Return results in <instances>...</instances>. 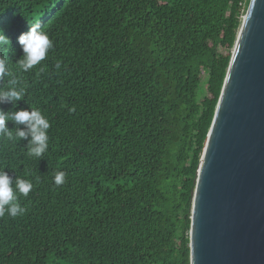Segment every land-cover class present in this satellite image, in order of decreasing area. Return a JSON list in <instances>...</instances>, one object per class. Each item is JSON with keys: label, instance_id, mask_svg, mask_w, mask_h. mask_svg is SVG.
I'll use <instances>...</instances> for the list:
<instances>
[{"label": "trees", "instance_id": "1", "mask_svg": "<svg viewBox=\"0 0 264 264\" xmlns=\"http://www.w3.org/2000/svg\"><path fill=\"white\" fill-rule=\"evenodd\" d=\"M247 3L0 0V55L26 86L0 108L51 121L42 157L0 140V167L34 184L24 215L0 217V264H189L191 192ZM35 22L54 47L43 70L19 72Z\"/></svg>", "mask_w": 264, "mask_h": 264}, {"label": "water", "instance_id": "2", "mask_svg": "<svg viewBox=\"0 0 264 264\" xmlns=\"http://www.w3.org/2000/svg\"><path fill=\"white\" fill-rule=\"evenodd\" d=\"M189 264H264V0H248L191 192Z\"/></svg>", "mask_w": 264, "mask_h": 264}, {"label": "clouds", "instance_id": "3", "mask_svg": "<svg viewBox=\"0 0 264 264\" xmlns=\"http://www.w3.org/2000/svg\"><path fill=\"white\" fill-rule=\"evenodd\" d=\"M28 25V31L21 33L17 40L23 54L15 61L19 72H28L38 65L43 70L44 65L41 62L48 58L54 47L52 38L39 22ZM11 46L10 38L0 28V50L8 51ZM56 67H60L59 62ZM5 77L13 78L9 80L8 87L0 88V104L10 103L15 109L17 103L25 97L26 86L17 87L20 77L13 76L9 59L0 55V80H4ZM10 121L14 125V130L8 127ZM20 125L23 127L21 128ZM50 128L51 121L40 107L31 105L29 109L15 111H5L0 108V140L12 143L27 140V155L30 157L39 158L48 152ZM6 169L10 168L0 167V217L7 215L15 218L25 214L26 209L21 205L20 198H27L34 184L30 179L10 175ZM52 179L54 185L62 186L66 180V173L57 171Z\"/></svg>", "mask_w": 264, "mask_h": 264}, {"label": "rangeland", "instance_id": "4", "mask_svg": "<svg viewBox=\"0 0 264 264\" xmlns=\"http://www.w3.org/2000/svg\"><path fill=\"white\" fill-rule=\"evenodd\" d=\"M205 76H206V74L205 73H202L201 74V79H202V81L205 79ZM200 88H201V91H200ZM203 89H204V84L203 83H200V86H199V88H198V90H197V93L199 92V97H200V95H202V92H203ZM60 262V261H59ZM62 264H66V263H62Z\"/></svg>", "mask_w": 264, "mask_h": 264}]
</instances>
